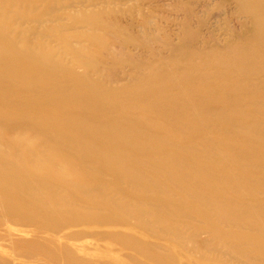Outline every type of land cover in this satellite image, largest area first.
<instances>
[{"label":"bare ground","instance_id":"1","mask_svg":"<svg viewBox=\"0 0 264 264\" xmlns=\"http://www.w3.org/2000/svg\"><path fill=\"white\" fill-rule=\"evenodd\" d=\"M75 1L0 0V264H116L89 258L100 242L164 264L176 219L203 225L229 264H264V0H235L257 24L218 58L235 73L213 50L182 69L153 58L124 89L94 79L106 37L124 35L103 21L114 9L69 16ZM66 16L91 48L31 38Z\"/></svg>","mask_w":264,"mask_h":264},{"label":"rangeland","instance_id":"2","mask_svg":"<svg viewBox=\"0 0 264 264\" xmlns=\"http://www.w3.org/2000/svg\"><path fill=\"white\" fill-rule=\"evenodd\" d=\"M82 1L84 3L81 5L84 7L76 11H67V15L72 16L77 11L75 15L79 14V11L82 12L81 15H87L107 7L110 10L114 9V12L103 21L115 24L116 22L113 21L115 19L123 27L124 35L106 37L110 42L108 50L105 51L107 68L104 74L97 73L94 77L107 86L111 82L115 83L116 85L113 86L120 89L133 84L134 77L144 75L145 65L151 63L153 58L154 61L168 67L175 66L182 69L190 65L191 58L193 61L203 60L196 54H207L211 50H213L211 53L219 54L209 60L218 66L219 73L233 74L237 67L232 62L225 60L220 62L218 58L220 55L224 56L222 53L230 52L236 45H245L247 40L256 35V21L254 22L248 14L239 11L235 0H76L75 2ZM47 8L48 6L44 5L40 10L45 11ZM52 9L53 5L48 8L49 11ZM58 17L60 19L57 13L50 15V19L53 18L55 21ZM63 19L65 20L59 27L53 23L36 26L31 38L55 46L57 53L62 55H67V50L65 51L60 44L59 33L80 49L91 48L87 38H80L81 33L89 35L90 28L71 24L67 16ZM28 24H25L27 25L24 26L25 29L28 28ZM77 71L83 72V69L77 68ZM226 77L229 81L230 78ZM233 78L239 79L236 75H233ZM257 78H264V72H258ZM194 86L203 91L210 88L206 82ZM184 89L188 90L186 87ZM147 169L151 170V168ZM176 220L179 221L177 227L180 229L182 239L173 238L174 244L163 243L165 248L160 251L164 264L232 263L233 258L225 249L223 251L222 248H217L218 253H214L216 240H213L209 231L201 227L203 225L186 219ZM98 249L92 251L93 257H89L93 261L110 260L116 264H133L127 259L128 254H134L131 251L109 252L105 242L98 243ZM111 249L115 250L116 247ZM79 255L83 257L85 254L79 253Z\"/></svg>","mask_w":264,"mask_h":264}]
</instances>
